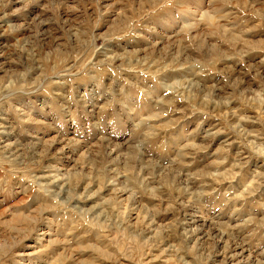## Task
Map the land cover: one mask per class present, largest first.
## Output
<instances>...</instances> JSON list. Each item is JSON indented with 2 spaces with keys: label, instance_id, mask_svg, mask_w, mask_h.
<instances>
[{
  "label": "rangeland",
  "instance_id": "374dc122",
  "mask_svg": "<svg viewBox=\"0 0 264 264\" xmlns=\"http://www.w3.org/2000/svg\"><path fill=\"white\" fill-rule=\"evenodd\" d=\"M0 264H264V0H0Z\"/></svg>",
  "mask_w": 264,
  "mask_h": 264
},
{
  "label": "bare ground",
  "instance_id": "6f19581e",
  "mask_svg": "<svg viewBox=\"0 0 264 264\" xmlns=\"http://www.w3.org/2000/svg\"><path fill=\"white\" fill-rule=\"evenodd\" d=\"M27 254H29V253H27ZM26 255V254H25Z\"/></svg>",
  "mask_w": 264,
  "mask_h": 264
}]
</instances>
